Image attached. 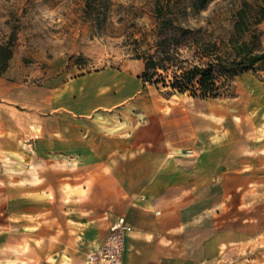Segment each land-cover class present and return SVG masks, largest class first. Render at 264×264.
Here are the masks:
<instances>
[{"label": "crops", "instance_id": "1", "mask_svg": "<svg viewBox=\"0 0 264 264\" xmlns=\"http://www.w3.org/2000/svg\"><path fill=\"white\" fill-rule=\"evenodd\" d=\"M22 72L0 75V143L70 165V188L0 187V264H86L119 216L132 226L122 264H253L258 162L221 141L219 106L144 82L140 66L32 83Z\"/></svg>", "mask_w": 264, "mask_h": 264}, {"label": "rangeland", "instance_id": "2", "mask_svg": "<svg viewBox=\"0 0 264 264\" xmlns=\"http://www.w3.org/2000/svg\"><path fill=\"white\" fill-rule=\"evenodd\" d=\"M158 1L163 0H0V44L14 37L8 66L11 64L16 72L23 71L22 79L31 83L122 65H129L131 71H138L140 66L141 75L143 61L135 58L133 41L142 34L146 35V43L153 41L154 7ZM241 1L209 0L199 13L188 12V22L194 28L201 27V34L216 41L223 53L228 49L233 13ZM257 27L261 31L260 48H264V21ZM146 43H141L138 51L147 49ZM181 52V57L198 63L193 50L182 49ZM158 87L163 85L158 83ZM165 91L172 90L166 87ZM185 93L190 102L191 98H198ZM198 99L204 100L206 105L214 102L219 106L221 141L237 140L239 147H248L245 155L258 162L254 180L264 190V70L235 76L224 96ZM209 130L212 133V128ZM259 144L261 149L257 153L254 146ZM29 154L27 150L11 154L0 143V187L44 184L49 187L45 197L51 199L53 186L58 190L70 188L69 178L60 179V175L71 174L70 165L29 162ZM194 154L192 150L188 156ZM260 251H264V245L253 246L246 253L253 264L264 262L259 260L261 256L264 259Z\"/></svg>", "mask_w": 264, "mask_h": 264}, {"label": "trees", "instance_id": "3", "mask_svg": "<svg viewBox=\"0 0 264 264\" xmlns=\"http://www.w3.org/2000/svg\"><path fill=\"white\" fill-rule=\"evenodd\" d=\"M208 1L156 2L153 41L146 43L145 34L133 41L135 58L143 61L140 76L144 82L161 83L179 93L189 92L192 97L217 98L228 94L229 83L235 76L264 70V48H260L261 31L257 27L264 21V0L241 1L233 13L228 49L223 53L216 41L208 40L201 34L202 28L190 26L187 19L188 12L199 13ZM13 38L0 44V75L12 56ZM143 42L148 48L140 52L138 49ZM182 49L193 50L198 63L181 57Z\"/></svg>", "mask_w": 264, "mask_h": 264}, {"label": "built area", "instance_id": "4", "mask_svg": "<svg viewBox=\"0 0 264 264\" xmlns=\"http://www.w3.org/2000/svg\"><path fill=\"white\" fill-rule=\"evenodd\" d=\"M131 231L132 226L124 217H116L101 245L87 254L86 264H122L126 237Z\"/></svg>", "mask_w": 264, "mask_h": 264}, {"label": "bare ground", "instance_id": "5", "mask_svg": "<svg viewBox=\"0 0 264 264\" xmlns=\"http://www.w3.org/2000/svg\"><path fill=\"white\" fill-rule=\"evenodd\" d=\"M188 152V154H189V151H187Z\"/></svg>", "mask_w": 264, "mask_h": 264}]
</instances>
